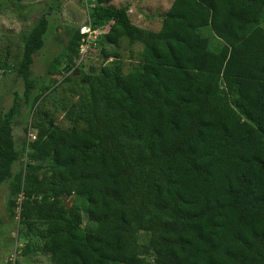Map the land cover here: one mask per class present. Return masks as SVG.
Wrapping results in <instances>:
<instances>
[{
  "label": "trees",
  "instance_id": "1",
  "mask_svg": "<svg viewBox=\"0 0 264 264\" xmlns=\"http://www.w3.org/2000/svg\"><path fill=\"white\" fill-rule=\"evenodd\" d=\"M115 1L94 0L90 27L109 45L142 43L140 60L84 75L68 128L48 115L32 125L26 170L48 174L15 186L33 203L20 212L28 237L49 264H264V0H173L157 32ZM13 112L0 122V184L15 161Z\"/></svg>",
  "mask_w": 264,
  "mask_h": 264
},
{
  "label": "rangeland",
  "instance_id": "2",
  "mask_svg": "<svg viewBox=\"0 0 264 264\" xmlns=\"http://www.w3.org/2000/svg\"><path fill=\"white\" fill-rule=\"evenodd\" d=\"M171 2L128 0L114 2L111 6H132L130 21L138 27L149 26L154 30L160 26ZM93 4L94 0H0V122L14 110L10 120V154L15 157L6 179L0 184V264L50 263L47 254L28 237L21 223L20 212L24 207L31 208L32 200L15 188L25 176L48 174L44 168L26 170V143L37 132L32 125L41 116L48 115L53 117L55 125L68 128L65 106L79 97L87 99L89 95L84 75L97 72L115 58L121 61L122 72L128 73L140 60L142 43L129 44L123 39L117 45H109L105 39L107 29L90 27L87 8ZM77 29L79 34L90 29V41L79 49L74 65L70 66L65 64L63 56ZM37 32L40 47L30 51V63L22 73L25 45ZM212 45L218 43L214 41ZM57 60L59 66L55 65ZM61 66L70 67L64 73ZM45 86L55 91L43 92ZM16 100L20 106L14 109ZM82 216L85 230L88 219L83 211ZM146 240L145 235L140 234V242Z\"/></svg>",
  "mask_w": 264,
  "mask_h": 264
},
{
  "label": "built area",
  "instance_id": "3",
  "mask_svg": "<svg viewBox=\"0 0 264 264\" xmlns=\"http://www.w3.org/2000/svg\"><path fill=\"white\" fill-rule=\"evenodd\" d=\"M102 29H106L105 27H103ZM90 29L89 32H85V30H83L82 35H84L81 39V45L80 48L82 49L84 45L88 44L90 41Z\"/></svg>",
  "mask_w": 264,
  "mask_h": 264
},
{
  "label": "crops",
  "instance_id": "4",
  "mask_svg": "<svg viewBox=\"0 0 264 264\" xmlns=\"http://www.w3.org/2000/svg\"><path fill=\"white\" fill-rule=\"evenodd\" d=\"M121 1H128V0H117V1H115V2H117V3H121ZM172 2H173V0H172ZM171 2V3H172ZM114 3V2H113ZM171 5V4H170ZM127 6V5H126ZM119 7V6H118ZM129 7V11H128V15H129V17H130V13H132V10H133V7L132 6H128ZM170 7V6H169ZM169 9V8H168ZM136 26V25H135ZM160 26H161V23H160ZM160 26L159 27H157V28H155L154 30H152V29H150V27L148 26V27H146V26H143V27H139V28H142V29H146V30H151V31H154V32H157L159 29H160ZM138 27V26H137Z\"/></svg>",
  "mask_w": 264,
  "mask_h": 264
},
{
  "label": "water",
  "instance_id": "5",
  "mask_svg": "<svg viewBox=\"0 0 264 264\" xmlns=\"http://www.w3.org/2000/svg\"><path fill=\"white\" fill-rule=\"evenodd\" d=\"M69 67L70 66H61V68H62V70H63V72L65 73L68 69H69ZM76 73H77V71H76ZM70 202H71V199H69L68 201H67V203H66V207L67 208H69V206H70Z\"/></svg>",
  "mask_w": 264,
  "mask_h": 264
}]
</instances>
